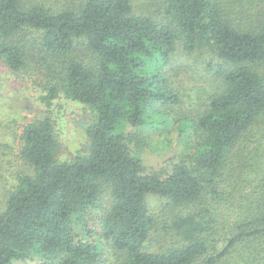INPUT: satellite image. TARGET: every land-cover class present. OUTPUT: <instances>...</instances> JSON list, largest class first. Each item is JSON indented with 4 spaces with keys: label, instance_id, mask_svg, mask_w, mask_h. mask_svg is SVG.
<instances>
[{
    "label": "trees",
    "instance_id": "16d2710c",
    "mask_svg": "<svg viewBox=\"0 0 264 264\" xmlns=\"http://www.w3.org/2000/svg\"><path fill=\"white\" fill-rule=\"evenodd\" d=\"M66 1L0 0L3 65L46 107L93 115L70 160L49 111L0 130V264H264V0H162L159 20L135 0ZM189 63L197 112L174 79ZM170 124L194 153L148 171L143 131Z\"/></svg>",
    "mask_w": 264,
    "mask_h": 264
},
{
    "label": "rangeland",
    "instance_id": "374dc122",
    "mask_svg": "<svg viewBox=\"0 0 264 264\" xmlns=\"http://www.w3.org/2000/svg\"><path fill=\"white\" fill-rule=\"evenodd\" d=\"M36 1L55 7L63 1L67 3L66 0ZM135 5L145 9L150 15L154 14L158 20L161 19L159 8H161L162 0H135ZM93 59L94 57L87 59L88 64ZM211 59L212 56L208 54L207 60ZM202 66L189 63L174 78L177 87L184 96V101H186L184 102L185 109L195 108V112L199 110V106L203 103L202 99L205 97L202 88L206 80ZM40 95L41 90L28 78L13 73L0 61V130H18V127L45 116L49 111L56 122L57 132L63 145L61 159L70 160L78 153L88 150L90 143L85 131L93 119L91 111L84 105L64 98L54 101V105L48 108L41 102ZM180 130L181 126L178 127L176 124L144 129L148 146L141 155L148 171L167 166L170 159H181L194 153L193 149L197 141L194 133L191 131L181 132ZM186 158L189 159V157ZM6 185L7 181H3L0 186V202H2L0 208H3V204L7 200ZM148 203L152 211L159 212L165 206L166 199L151 196ZM153 238L158 242L162 240L159 233H155ZM110 256L108 264H118L120 258L116 257L113 250Z\"/></svg>",
    "mask_w": 264,
    "mask_h": 264
}]
</instances>
